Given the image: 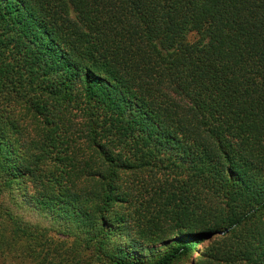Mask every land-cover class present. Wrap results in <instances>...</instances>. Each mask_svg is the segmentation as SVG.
<instances>
[{"label": "trees", "instance_id": "16d2710c", "mask_svg": "<svg viewBox=\"0 0 264 264\" xmlns=\"http://www.w3.org/2000/svg\"><path fill=\"white\" fill-rule=\"evenodd\" d=\"M11 93L44 118L41 199L94 216L92 263L264 264V0H0V109ZM7 115L0 196L24 182ZM0 220L3 251L53 264L44 229Z\"/></svg>", "mask_w": 264, "mask_h": 264}, {"label": "rangeland", "instance_id": "374dc122", "mask_svg": "<svg viewBox=\"0 0 264 264\" xmlns=\"http://www.w3.org/2000/svg\"><path fill=\"white\" fill-rule=\"evenodd\" d=\"M8 97L11 99L10 106H5L6 109H4L5 107L3 108L2 105L0 114L3 116L9 112L7 116L14 122V125L11 126L6 123L5 129L14 143H23L25 145V161L22 162L24 182H20L18 187L11 184L10 188L7 189L8 193L0 196L1 205L22 224L33 226L34 228H42L46 231L47 236L54 243L58 251L53 264H57L60 261H62V264L70 263L80 255L81 257L79 258L82 260V264H94L91 260L93 259L95 250H93L94 248L92 249V242L89 241L93 235L94 222L92 221L94 216L90 213L85 217L84 221L78 219L71 220L63 215L62 218H59L61 210H58L57 207L60 206L49 205L50 203L40 197L46 194L51 196L53 194L51 190L53 189L46 181L48 180L44 176V170L46 169H43L41 166V150L37 149L42 139L44 118L32 105L35 98L31 99L29 96L25 99H20L14 93L8 94ZM37 101H39L40 107H49L48 104L52 102L45 96ZM1 102L2 99H0V105ZM54 118H56L55 115ZM67 118H71L72 120V124H69L71 131H76V129L80 128V126L75 127L76 124L81 122L77 112L73 110ZM4 120L6 121L7 119L4 118ZM13 127L17 128V130ZM85 136V133H83L79 138V144L81 146V156L88 158L91 152L89 151V144ZM44 161L49 163L48 166H53L54 164L51 159ZM57 192H59V197H61L64 191L57 187ZM122 209L127 211L126 206L122 207ZM0 228H8L5 221L0 220ZM106 243L107 240L101 249L102 252L112 254L115 251V247L110 242L109 245ZM2 249L0 248V264H34L27 258L16 254L12 255ZM196 256L187 257L177 264H193L194 260H197Z\"/></svg>", "mask_w": 264, "mask_h": 264}]
</instances>
